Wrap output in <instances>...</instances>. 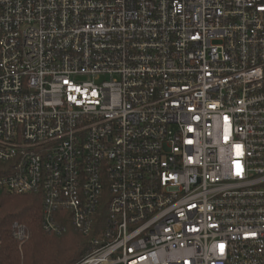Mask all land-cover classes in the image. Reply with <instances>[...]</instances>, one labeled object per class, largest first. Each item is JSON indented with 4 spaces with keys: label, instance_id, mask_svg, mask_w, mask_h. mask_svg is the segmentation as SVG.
Here are the masks:
<instances>
[{
    "label": "built area",
    "instance_id": "1",
    "mask_svg": "<svg viewBox=\"0 0 264 264\" xmlns=\"http://www.w3.org/2000/svg\"><path fill=\"white\" fill-rule=\"evenodd\" d=\"M8 191L74 264H264V0H0Z\"/></svg>",
    "mask_w": 264,
    "mask_h": 264
},
{
    "label": "trees",
    "instance_id": "2",
    "mask_svg": "<svg viewBox=\"0 0 264 264\" xmlns=\"http://www.w3.org/2000/svg\"><path fill=\"white\" fill-rule=\"evenodd\" d=\"M41 207L40 194L0 192V264H74L87 253L89 237L73 227L63 234L45 231ZM14 221L29 230L21 249L12 236Z\"/></svg>",
    "mask_w": 264,
    "mask_h": 264
},
{
    "label": "rangeland",
    "instance_id": "3",
    "mask_svg": "<svg viewBox=\"0 0 264 264\" xmlns=\"http://www.w3.org/2000/svg\"><path fill=\"white\" fill-rule=\"evenodd\" d=\"M19 247H20V245H19ZM20 249H21V247H20Z\"/></svg>",
    "mask_w": 264,
    "mask_h": 264
}]
</instances>
